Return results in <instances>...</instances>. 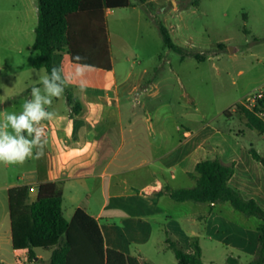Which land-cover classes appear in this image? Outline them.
Masks as SVG:
<instances>
[{
  "label": "crops",
  "instance_id": "crops-1",
  "mask_svg": "<svg viewBox=\"0 0 264 264\" xmlns=\"http://www.w3.org/2000/svg\"><path fill=\"white\" fill-rule=\"evenodd\" d=\"M113 12L105 11L112 70L88 68L73 78L76 65L68 51L57 52L54 65L63 70L62 77H67L68 83L64 94L53 98L48 109L55 110L57 116L50 124L45 155L23 165H4L7 174L0 180V264H7L5 251L10 248L17 260L26 253L12 247L8 190L29 187L27 204H32L39 186L46 182L56 183L62 190L65 218L66 210L70 212L67 220L78 209L84 210L98 221L105 248L137 257L142 264H146L149 247L158 253L173 252L168 241L194 254V240L201 249L203 264H218V260L229 264V259L235 264H251L261 235V224L258 232L247 224V218L254 216L245 215L229 201L179 202L171 197V191L194 187L196 165L218 159L226 165L234 163L229 186L264 211V165L250 152L256 148L245 142L241 132L215 123L192 129L174 119L170 130L158 111L154 119L144 117L145 107L139 110L141 102L133 101V96L138 98L142 94L138 90L147 91L145 84L154 82H146L143 75L131 81L133 71L118 79L109 30ZM23 51L19 49L20 54ZM33 86L42 87L39 81L32 83L29 99ZM68 96L78 101V111ZM227 111L231 112L230 119L239 118L234 108ZM181 114L186 117V111ZM240 217L246 219L244 225ZM155 238L158 242L153 246Z\"/></svg>",
  "mask_w": 264,
  "mask_h": 264
},
{
  "label": "rangeland",
  "instance_id": "rangeland-1",
  "mask_svg": "<svg viewBox=\"0 0 264 264\" xmlns=\"http://www.w3.org/2000/svg\"><path fill=\"white\" fill-rule=\"evenodd\" d=\"M131 2L133 5L128 8L114 10L109 30L118 79L133 71L135 77L131 81L143 75L146 82H154L151 86L145 84L147 91L138 90L142 93L138 98L133 96V101L141 102L139 110L145 107L144 117L154 119L158 111L170 130L174 119L192 129L215 123L241 132L245 142L264 156L262 135L248 129L244 117L238 115L241 121L225 115L240 101L248 103L254 95L264 92V0ZM38 6V0H0V114L19 113L22 103L29 99L30 85L47 72L45 68L33 67V29L38 24ZM161 24L182 53L166 44ZM197 55L205 59L200 60ZM183 110L185 118L179 115ZM6 174L0 164V180ZM69 217L67 209L66 218ZM244 220L239 218L241 225ZM247 220L251 229L258 232L262 221L257 217ZM157 242L155 238L153 246ZM52 253L36 250V257L42 258L33 264H49ZM5 254L7 264H19L12 248ZM144 261L178 264L172 251L158 253L152 247L147 248ZM218 264L225 262L218 260Z\"/></svg>",
  "mask_w": 264,
  "mask_h": 264
},
{
  "label": "trees",
  "instance_id": "trees-1",
  "mask_svg": "<svg viewBox=\"0 0 264 264\" xmlns=\"http://www.w3.org/2000/svg\"><path fill=\"white\" fill-rule=\"evenodd\" d=\"M142 4L149 0H138ZM38 25L33 51L35 69L45 68L50 75L54 55L67 50L73 64H85L89 68L110 71L113 68L106 10H117L131 6L130 0H38ZM166 44L177 52L178 47L167 28L161 24ZM186 53L185 55H190ZM82 59L76 61L75 57ZM197 58L204 60L205 57ZM57 67V66H56ZM74 110L78 111V101ZM230 111H225L229 116ZM234 113L244 117L248 128L264 137V100L254 109L244 103L234 108ZM252 156L264 165L256 149L250 148ZM195 171L197 183L192 188L171 191V197L179 202H225L247 216L259 218L260 246L251 264H264V211L258 204L229 186L234 173V163L226 165L218 159L200 161ZM29 187L17 186L8 190L12 247L26 251L30 260L36 259V250H52L49 264H142L137 257L105 248L98 221L78 209L69 221L63 212V192L56 183L46 182L39 186L36 200L27 204ZM180 264H203L201 249L193 241L194 254L187 253L177 242L168 241ZM229 264L236 261L229 259Z\"/></svg>",
  "mask_w": 264,
  "mask_h": 264
},
{
  "label": "clouds",
  "instance_id": "clouds-1",
  "mask_svg": "<svg viewBox=\"0 0 264 264\" xmlns=\"http://www.w3.org/2000/svg\"><path fill=\"white\" fill-rule=\"evenodd\" d=\"M76 61L82 58L75 57ZM90 66L77 64L73 78H77ZM63 70L53 66L50 75L46 72L39 77L42 87L31 88V98L22 103V110L0 114V164L23 165L29 159H40L45 155L47 132L44 121L56 118L55 110L49 111L53 98L64 94L68 78Z\"/></svg>",
  "mask_w": 264,
  "mask_h": 264
},
{
  "label": "built area",
  "instance_id": "built-area-1",
  "mask_svg": "<svg viewBox=\"0 0 264 264\" xmlns=\"http://www.w3.org/2000/svg\"><path fill=\"white\" fill-rule=\"evenodd\" d=\"M264 100V92H260L257 95H254L252 99L249 100L248 103H245V106H247L249 109H254L255 107L258 106V103L260 101ZM46 128L47 136L50 132V124L51 121H44L43 122ZM36 262V260H30L28 252H26L20 259H19V264H33Z\"/></svg>",
  "mask_w": 264,
  "mask_h": 264
}]
</instances>
